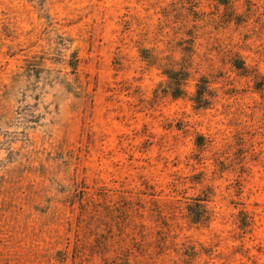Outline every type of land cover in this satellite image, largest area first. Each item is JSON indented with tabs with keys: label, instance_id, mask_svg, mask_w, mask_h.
<instances>
[{
	"label": "rangeland",
	"instance_id": "rangeland-1",
	"mask_svg": "<svg viewBox=\"0 0 264 264\" xmlns=\"http://www.w3.org/2000/svg\"><path fill=\"white\" fill-rule=\"evenodd\" d=\"M0 264H264V0H0Z\"/></svg>",
	"mask_w": 264,
	"mask_h": 264
}]
</instances>
